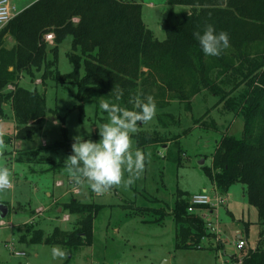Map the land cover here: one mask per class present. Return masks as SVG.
Returning a JSON list of instances; mask_svg holds the SVG:
<instances>
[{"label": "trees", "instance_id": "obj_1", "mask_svg": "<svg viewBox=\"0 0 264 264\" xmlns=\"http://www.w3.org/2000/svg\"><path fill=\"white\" fill-rule=\"evenodd\" d=\"M167 4L162 40L146 26L142 4L135 0H36L20 10L0 29V121L7 117L4 105H9L17 138L27 140L23 127L30 121L33 126L40 124L52 111L44 92L18 82L20 75L33 78L40 70L43 82L50 78L85 86L83 96L91 95L96 109L103 100L134 109L136 98L151 96L158 107L173 98L190 110L191 98L206 90L218 97L225 110H238L243 118L241 135L224 133L216 143L212 166L203 168L220 194L231 183H242L248 203L257 209L256 246L232 258L237 264H264V0H167ZM175 5L188 9L176 10ZM208 24L229 34L230 45L220 56L205 55L194 36ZM47 33L53 34L50 45ZM7 34L14 40L10 46L5 42ZM68 36L72 40L67 57L73 69L61 73L56 67L58 45ZM239 86L238 96H231ZM117 89L122 90L119 100ZM211 123L204 127L217 129ZM132 136L139 146L161 139L144 131ZM182 195L180 191L171 208L174 247L202 249V238L210 235L207 221L199 210L188 211V198ZM60 207L58 213L76 215L71 230L55 226L46 233L30 222L19 241L66 245L69 253L72 247L90 245L93 219L103 204L73 197ZM155 211L159 216L152 221L159 222L165 211Z\"/></svg>", "mask_w": 264, "mask_h": 264}, {"label": "rangeland", "instance_id": "obj_2", "mask_svg": "<svg viewBox=\"0 0 264 264\" xmlns=\"http://www.w3.org/2000/svg\"><path fill=\"white\" fill-rule=\"evenodd\" d=\"M10 1L16 10H21L32 0ZM135 1L142 4V19L147 27L153 29L157 39H164L166 35L161 22L170 6L167 0ZM174 8L188 9L182 5H175ZM4 38L8 46L14 41L8 34ZM71 40L68 36L58 45L56 67L61 73L73 69L67 57ZM256 48L260 46L256 45ZM42 72L37 71L33 78L22 74L18 82L25 88H37L44 92L46 105L52 111L47 112L40 124L33 126L30 121L24 126L28 139L18 143L16 140L19 138L14 131L16 125L13 126V119L7 118L12 114L9 105H4L7 117L0 122V131L8 133L0 135L3 140L0 166L10 170L13 181L11 188L0 191V203H14L15 207L19 203L23 205L21 209L10 207L9 213L4 218L0 217L4 220L0 223L1 264H161L163 260H170L171 264H237L232 256L240 257L243 250L256 246L259 231L257 209L248 203L244 185L235 181L225 191L228 201L207 212V221L214 223L216 228H209V237L202 238L204 248L174 247L176 227L171 208L178 193L182 191V197L186 199L205 187L213 197L214 182L203 168L212 166V154L224 133L241 135L243 118L238 110H225L223 103H218V97L206 90L191 98L190 110L185 108L184 103L170 98L168 104L157 106L151 121L138 124V131L159 136L160 142L139 146L132 136V150L139 149L146 157V166L140 178L130 186L122 183L103 194H96L87 182H75L67 170L66 158L72 153L76 135L99 140V129L108 122V114L100 108L96 109L91 95L83 96L85 86L71 81L57 83L50 78L43 82ZM241 88L239 86L231 96L237 97ZM211 122L217 129L204 127L212 125ZM165 123L166 127L163 126ZM62 141V145H50ZM128 175L125 172V179ZM73 197L103 204L93 219V242L90 245L72 247L69 253L66 245L28 241L21 244L19 231H23L31 221L22 222L33 218L31 210L34 209H43L41 214L33 211L35 218L32 222L37 228L46 233L55 226L71 230L76 217L72 215L69 220H63L67 211L60 214L57 208ZM52 201L55 202L47 210ZM157 208L165 211L164 218L159 222L152 221L159 216L155 211ZM238 235L246 238V247H236ZM10 243L14 249L25 254L15 255L9 248ZM54 248L64 250L67 255L54 257Z\"/></svg>", "mask_w": 264, "mask_h": 264}, {"label": "clouds", "instance_id": "obj_3", "mask_svg": "<svg viewBox=\"0 0 264 264\" xmlns=\"http://www.w3.org/2000/svg\"><path fill=\"white\" fill-rule=\"evenodd\" d=\"M194 36L208 56H220L222 50L230 45L229 34L226 31L217 32L211 24L206 25L203 32L194 33ZM121 95L122 90L117 89L116 99L119 100ZM99 107L109 117L99 129V140L76 135L72 153L66 158V167L76 183L87 182L94 193L103 194L122 183L130 186L140 178L146 166V157L139 149L132 150V134L138 131V122L151 121L155 117L157 105L153 97L148 96L146 100L136 98L134 109L108 100L101 101ZM125 172L129 173L126 179ZM12 183L10 170L0 166V191L11 187ZM66 255L64 250L53 249L54 257Z\"/></svg>", "mask_w": 264, "mask_h": 264}, {"label": "built area", "instance_id": "obj_4", "mask_svg": "<svg viewBox=\"0 0 264 264\" xmlns=\"http://www.w3.org/2000/svg\"><path fill=\"white\" fill-rule=\"evenodd\" d=\"M19 11L16 10L15 5L12 4V2L10 0H0V27L5 25L6 23H8ZM45 39H46V41L52 43L53 42V34L47 33L45 35ZM8 88H13V86L11 84H9ZM0 135H1V133H0ZM57 184L60 185V183H57ZM11 187H12V185H11ZM11 187H9V188H11ZM9 188H7V189H9ZM225 201H227V198L223 194H220L218 191L214 193L213 197H211L207 193L206 189H203L202 191L197 192V193H193L192 195H190L188 197V211H190V212L195 211L196 212L199 210L201 215L207 221L204 213L206 214V211L209 212L211 209L210 208H200V207L204 206V205H208L211 208H215V207L219 206L221 203H224ZM42 211H43L42 208L36 209V212L38 214H41ZM62 219L63 220H69V215L67 213L64 214ZM0 221H1L0 223H4L3 219H1ZM207 226H208V229L210 228L211 230H215V228H216L214 223H211L210 221H207ZM246 243H247L246 238L240 237L238 235L236 247L240 248V249L244 248V247H246ZM13 253L15 255H23L24 254L23 251H17V250H14Z\"/></svg>", "mask_w": 264, "mask_h": 264}, {"label": "crops", "instance_id": "obj_5", "mask_svg": "<svg viewBox=\"0 0 264 264\" xmlns=\"http://www.w3.org/2000/svg\"><path fill=\"white\" fill-rule=\"evenodd\" d=\"M36 1V0H35ZM34 2V0H32V1H30L29 3H26V5H24L23 7H22V9H24V8H26L27 6H29L30 4H32ZM21 9V10H22ZM19 11V10H18ZM142 17H143V14H142ZM144 21V20H143ZM145 24H146V26H148L147 25V23L146 22H144ZM152 31H153V29H152ZM153 33H154V31H153ZM7 118H11V119H13V126L14 125H16V123H15V120H14V118H13V116H12V114L10 115V117H9V115H8V117ZM5 120V119H4ZM4 120H1L0 122H3ZM14 131H16V129L14 130ZM0 133L2 134V135H5V134H8V133H3V131H0ZM22 139H17L16 140V142L18 143V141H21ZM12 185H13V183H12ZM203 189H206L205 187L203 188ZM213 189H214V192H217V189H216V187H215V185L213 184ZM243 190H244V188H243ZM48 195L49 196H51L52 195V193H48ZM226 198H227V196H226V194H223ZM227 201H228V198H227ZM55 201H52L51 203H50V206L48 207V209L47 210H50V208H51V206H52V204L54 203ZM8 206V209L10 208V207H12V209H14L15 208V205H14V203L13 204H8L7 205ZM22 203H19V205H18V207L21 209L22 208ZM211 209V208H210ZM34 210H36V209H34ZM34 210H31V214H32V219L31 220H26V221H23L22 223H25V222H29V221H34L33 219L35 218V215H34V213H33V211ZM61 210V207H58L57 208V211H60ZM213 210H215L214 208H212L209 212H212ZM204 212V211H203ZM68 215H69V219H70V217H72V215L73 214H70V213H67ZM204 215L205 216H207V211H206V214L204 213ZM75 217H76V215H74ZM19 232H23L22 230L21 231H19ZM23 242H21V244H22ZM9 248H10V250L13 252L14 250H17V249H14V247H13V245H12V243H10L9 244ZM17 251H22V250H17ZM24 252V251H23ZM24 254H25V252H24ZM168 262H169V264H171V261L170 260H168ZM162 264V263H161Z\"/></svg>", "mask_w": 264, "mask_h": 264}, {"label": "water", "instance_id": "obj_6", "mask_svg": "<svg viewBox=\"0 0 264 264\" xmlns=\"http://www.w3.org/2000/svg\"><path fill=\"white\" fill-rule=\"evenodd\" d=\"M203 162V161H202ZM7 204L0 203V217L4 218L8 212ZM162 264H169L168 260H163Z\"/></svg>", "mask_w": 264, "mask_h": 264}]
</instances>
